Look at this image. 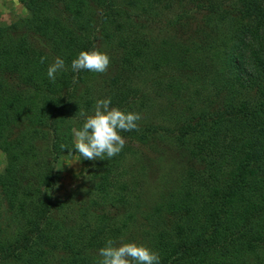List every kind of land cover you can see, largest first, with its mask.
Returning <instances> with one entry per match:
<instances>
[{"label": "trees", "instance_id": "16d2710c", "mask_svg": "<svg viewBox=\"0 0 264 264\" xmlns=\"http://www.w3.org/2000/svg\"><path fill=\"white\" fill-rule=\"evenodd\" d=\"M20 2L27 16L0 24V264H98L137 219L131 241L159 264H264V0ZM93 48L108 70L73 72ZM109 97L142 110L138 130L111 159L83 158V198H55L61 145L80 155L81 112ZM162 143L177 173L146 203L142 159L155 147L160 165Z\"/></svg>", "mask_w": 264, "mask_h": 264}, {"label": "clouds", "instance_id": "9594fccd", "mask_svg": "<svg viewBox=\"0 0 264 264\" xmlns=\"http://www.w3.org/2000/svg\"><path fill=\"white\" fill-rule=\"evenodd\" d=\"M47 57H41L40 63H44ZM110 64L109 55L98 49L82 50L72 60L73 72L87 70L94 73H104ZM65 61L56 57L54 62L47 68V76L55 82L58 72L64 70ZM76 82V77H73ZM84 123L78 130H74V149L84 159H111L118 155L125 145V139L121 136L122 131L138 130V121L141 116L137 112L125 111L111 106V98L96 101L92 114L81 112ZM62 149L67 148L61 145ZM101 259L98 264H159L160 256L146 245L136 242L116 243L109 239L105 246L99 249Z\"/></svg>", "mask_w": 264, "mask_h": 264}, {"label": "rangeland", "instance_id": "374dc122", "mask_svg": "<svg viewBox=\"0 0 264 264\" xmlns=\"http://www.w3.org/2000/svg\"><path fill=\"white\" fill-rule=\"evenodd\" d=\"M169 11V10H168ZM27 16V11L24 8L23 4L20 2V0H0V24L2 25H7L9 23H12L14 21H17L23 17ZM158 16H161L158 12ZM199 24L201 21L199 20ZM154 23H152L153 26ZM157 25V23L154 24V26ZM151 26V32H147L153 35L154 29ZM106 47V46H104ZM102 47V48H104ZM108 54L106 50H103ZM88 84H91L92 79L90 78L88 81ZM101 89L99 88L98 84L95 87V90L92 91V93L97 94L98 91ZM139 114L141 116L144 115V113L139 111ZM75 140L74 137V131H73V142ZM161 148H166L164 152V157L162 158V161L160 165H157L155 168H149L148 163L150 164L151 160L154 158H157V151L154 147V151L151 149L148 150V155L149 158H144L142 159L143 164L146 166V172L147 175L140 181L141 185V193L143 195V200L146 203H150V200L156 199V194L158 193V189L160 186L164 188H168L170 184L164 183L165 181H161V177L165 175V173H168V177L170 178V181L175 178L174 173L169 174L170 172H175V169H170V160L173 159V156L171 154V146H167L162 143ZM146 149V148H145ZM152 156V157H151ZM172 156V157H171ZM153 158V159H152ZM99 160V159H98ZM5 164V159H4V154L0 151V171L3 169ZM86 161L78 154H76L74 151H64L62 154L59 156L58 163H57V169H58V174H59V180L56 183L55 189L53 191V195L55 198L62 199L67 196H70L74 194V197L76 199L83 198L86 193L84 191H76V187L80 184V181L82 179V176L87 172L88 167H87ZM170 172H169V171ZM164 174V175H163ZM170 183V182H168ZM44 194H47V189H44ZM144 207V206H143ZM145 208V207H144ZM145 211V209H144ZM121 215V214H120ZM174 220L171 221L170 224H173ZM141 222L139 219L135 220L131 230L125 237L127 239L126 242H136V241H131L132 240V233L137 232L138 229L140 228ZM49 264H55L54 261L49 260Z\"/></svg>", "mask_w": 264, "mask_h": 264}]
</instances>
